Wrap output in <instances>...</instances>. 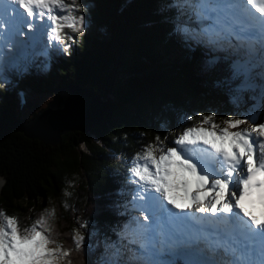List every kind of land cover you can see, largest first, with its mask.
I'll list each match as a JSON object with an SVG mask.
<instances>
[{"label":"trees","instance_id":"trees-1","mask_svg":"<svg viewBox=\"0 0 264 264\" xmlns=\"http://www.w3.org/2000/svg\"><path fill=\"white\" fill-rule=\"evenodd\" d=\"M178 1L79 0L94 29L79 41L71 33L76 38L71 55L51 60L48 68L49 58L37 51L42 43L27 36L4 68L12 82H19L22 67L30 77L16 89L0 81V209L24 226L44 209L55 208L49 218L54 238L71 249L63 264H98V250L109 242L120 260L117 252L127 241L116 226L120 216L125 226L132 217L119 212L116 180L130 182L129 160L140 146L157 136L168 143V137L192 126L188 117L214 113L221 123L254 109L246 104L254 77L246 75L240 51L224 44L213 53L195 38L187 39L178 24ZM73 83L114 99L94 128L67 132L57 146L17 130L20 121L47 104L56 86ZM112 153L125 160H115ZM74 233L83 236L79 249Z\"/></svg>","mask_w":264,"mask_h":264},{"label":"snow or ice","instance_id":"snow-or-ice-1","mask_svg":"<svg viewBox=\"0 0 264 264\" xmlns=\"http://www.w3.org/2000/svg\"><path fill=\"white\" fill-rule=\"evenodd\" d=\"M182 7L203 35L236 41L249 58V74L259 67L264 80V0H184ZM83 8L79 0H0V59L5 47L21 43L25 27L46 32L49 44L67 52L71 33L84 31ZM188 119L193 124L176 136L175 146L157 136L131 158L139 216L125 227L138 243L135 261L264 264V122L228 116L217 123L214 113ZM54 215L46 208L22 226L0 209V264H63L71 249L54 238ZM72 239L79 249L83 236Z\"/></svg>","mask_w":264,"mask_h":264},{"label":"water","instance_id":"water-1","mask_svg":"<svg viewBox=\"0 0 264 264\" xmlns=\"http://www.w3.org/2000/svg\"><path fill=\"white\" fill-rule=\"evenodd\" d=\"M113 103L111 96L103 98L88 87L61 84L54 88L52 98L32 118L18 123L17 130L28 138L57 146L67 132H88L94 128Z\"/></svg>","mask_w":264,"mask_h":264},{"label":"rangeland","instance_id":"rangeland-1","mask_svg":"<svg viewBox=\"0 0 264 264\" xmlns=\"http://www.w3.org/2000/svg\"><path fill=\"white\" fill-rule=\"evenodd\" d=\"M182 1L184 2V0H182ZM183 2H180V5L181 6L184 4ZM181 9H183V7H181ZM188 13H189L188 20L194 21L195 19L192 18V14L190 12H188ZM180 17H181V15H180ZM190 21H189L188 24H186V26H180V27H183L186 32L189 31V33H191V35L193 34L192 31H195V34L199 36L198 40L200 41V43H202V46H204L206 49H209L210 51L214 52L215 47H212V46L216 43V41H215L216 38L215 37H211V36H205V35H203V33H202V27L199 25V23H193V22L190 23ZM36 23L39 25L41 22L40 21H37ZM189 26H191L193 29L189 28ZM93 29H94V26L91 23H89V22H87L85 20L84 31L82 33H77V35H76L77 40L79 41V39H81V35H83L85 33H89ZM23 30L25 31L26 35L32 34V36H33V42L34 41H38L40 43V45L42 43L41 50H37V51H39L38 55H40V56H42L44 58H47V59L49 58V61L45 62V64L47 65L48 68L52 67L51 60H60V56L61 55H63V54H66V55H69L70 54L71 55L72 54V52H70V51L65 52L63 50V47L60 46V45H57L55 42H53L52 44H49L48 43V37H47V33L46 32H43V34H40L39 29H37V30L29 33L26 27ZM25 36L18 37V40L21 41V43L18 44L19 46L16 45L12 49H8L7 47H5L4 50H3L4 51L3 57H2V59H0V81H1V83H2L3 86H6V87H8L10 89H13V88L16 89L20 85H24L26 79L28 77H30L28 70L26 68H24V67H22L20 69V76H19V82L18 83H15V82H12L10 80H7L5 78V76H4V73H3V71L5 70L4 69L5 66L8 65V64H12L14 62V60L16 58L15 57L16 52L18 50H21V48L23 47L22 42H23ZM41 38L43 39V42L41 41ZM73 38H74L73 41H75L76 38H75L74 35H73ZM73 41H69V42H66L65 41V43H67L70 47H72V48L75 49V45H74V42ZM206 45H210L211 47H207ZM54 49L56 50V52L53 51ZM48 50L49 51H52L54 53H49V55H46V53H47ZM218 50H220V49H216L215 51L217 52ZM50 56H52V57H50ZM39 70H42V68H39ZM260 71H261V69L258 67V70L255 72V74H256L255 77H256L257 82L260 81L259 78H261ZM248 73L249 72L246 71V75H248ZM261 85H257V84H255L253 82V83H251L250 87H248L246 89V97L248 98V100L246 101V104H249V105L253 106L254 109L249 112V115L248 116H245V114H244L242 116V119H248L250 122L253 119L256 122H264V106L262 107L263 98L261 97V96H263V94H262L263 90L261 88ZM241 127H248V124L241 125ZM181 132H182V130L181 131H178L177 132V135H179ZM176 136L168 137V143L166 142L165 145L168 146V147L175 146L173 144V141L176 138ZM79 147H80V149H82L84 151H87V149H86V147H85L84 144H81ZM142 147L143 146H140L137 149L136 152H138L139 150H141ZM112 155H110V157L114 158L115 160H120V161L125 160V158H123V157L121 158V156L118 155V154L115 155V157L112 156ZM129 162H130V166H131V159L129 160ZM129 176H130V173H129ZM132 187L134 189L132 192L136 193V190H137V187L138 186L136 184H132ZM116 189H117V192L119 193V196H120L122 194V191L126 190V187H123V189H122V186H121L119 188V183L117 182V188ZM128 207L132 208V210H133V213L132 214H134L136 217L139 216V210L133 206V199H132L131 204H128ZM51 209H54L55 210V208H51ZM112 227H115V225H113ZM120 228H122L121 230L125 231V227L122 226ZM120 228L117 226L116 227V231H119ZM81 234H84V232H82ZM81 234H79V235H81ZM88 244H89V241H88ZM113 250H114V247H113V243L112 242L105 243V245H103L98 250V254H97L98 264H104V261H106V260L116 259V257L113 256L115 254ZM121 256H122V254H121Z\"/></svg>","mask_w":264,"mask_h":264},{"label":"bare ground","instance_id":"bare-ground-1","mask_svg":"<svg viewBox=\"0 0 264 264\" xmlns=\"http://www.w3.org/2000/svg\"><path fill=\"white\" fill-rule=\"evenodd\" d=\"M188 22V21H187ZM197 23H199L198 21H197ZM260 79V81H258L257 82V85H261V84H264V80H262V78H259ZM253 83V82H252ZM262 94H263V96H261L262 98H263V101H264V90H263V92H262ZM262 101V100H261ZM262 101V107L264 106V102ZM129 211H131V209L129 210Z\"/></svg>","mask_w":264,"mask_h":264}]
</instances>
